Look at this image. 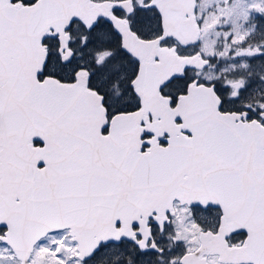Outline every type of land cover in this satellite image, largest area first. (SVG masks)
I'll return each instance as SVG.
<instances>
[{
	"label": "snow or ice",
	"instance_id": "obj_1",
	"mask_svg": "<svg viewBox=\"0 0 264 264\" xmlns=\"http://www.w3.org/2000/svg\"><path fill=\"white\" fill-rule=\"evenodd\" d=\"M0 264H264V0H0Z\"/></svg>",
	"mask_w": 264,
	"mask_h": 264
}]
</instances>
